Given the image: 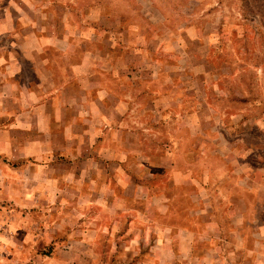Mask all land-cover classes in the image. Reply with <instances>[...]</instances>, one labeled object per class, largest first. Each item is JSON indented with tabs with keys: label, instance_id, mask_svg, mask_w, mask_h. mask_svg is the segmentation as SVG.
<instances>
[{
	"label": "rangeland",
	"instance_id": "rangeland-1",
	"mask_svg": "<svg viewBox=\"0 0 264 264\" xmlns=\"http://www.w3.org/2000/svg\"><path fill=\"white\" fill-rule=\"evenodd\" d=\"M0 264H264V0H0Z\"/></svg>",
	"mask_w": 264,
	"mask_h": 264
}]
</instances>
